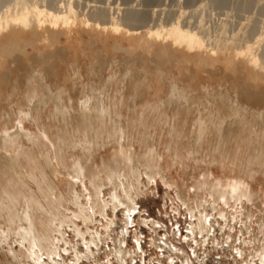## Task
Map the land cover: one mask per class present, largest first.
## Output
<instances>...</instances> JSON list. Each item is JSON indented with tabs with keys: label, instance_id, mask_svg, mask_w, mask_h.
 <instances>
[{
	"label": "bare ground",
	"instance_id": "1",
	"mask_svg": "<svg viewBox=\"0 0 264 264\" xmlns=\"http://www.w3.org/2000/svg\"><path fill=\"white\" fill-rule=\"evenodd\" d=\"M12 1V3L10 2L8 6L0 11V67H2V59L5 60V56L9 54L12 56L15 50H18V53L21 51L22 54H26L28 51L25 46L29 47L28 45H30L31 47L33 44H35V46L36 44L39 45L38 43H53L59 39V36L62 34L70 37L73 32H78L77 29L91 28V31L94 29L100 34H108L107 32H111L112 35L114 34L113 38L115 37L116 42L113 43H116V50L122 48L128 40H137V42L139 40V46H143L144 42L147 43L145 50H150L153 48L152 46L156 47L157 45L156 48H161V50H157H163V55L166 50L168 53H172L174 50L172 55L175 52L185 53V55L191 56L190 58H194V64L196 63L199 67L203 66V68L204 66H215L218 61L222 60L221 58H223L222 62L230 65L233 64L232 60L234 57L235 59L244 57L243 60L246 65H250L254 69H264V63L260 61L259 54L255 52L256 49L254 51L255 47L253 44H248V41H251V39H249L244 46L240 44H238L240 46H237V38H239V36L241 38L243 35L241 36L236 32V36L238 37L234 36L231 39H225L228 35L225 36L227 33L224 32V27V31L220 30L222 34L224 33L221 37L219 35L220 32L218 34L219 37H213L208 34V31H205L207 27L206 29L204 28L205 24H203V18L197 21L199 22L198 29L183 25L179 19H176L169 25H164L161 22H159V24L158 21H156L158 25L153 22L155 26L150 24L149 26L151 27L147 28V32L145 31L146 28L143 30L144 27H141L143 33L146 32L144 37V34L143 36H138V34L142 33L138 28L124 24L118 19L119 16H114L120 9H118V6L117 12L114 13L113 11L116 9L114 6L111 7L108 6V4V8H106L107 6L105 5L104 11H106V9L109 11L113 9L112 13L108 12L109 15H102L103 12L100 14L101 11L99 10V13H97L98 15H94L96 9L95 12L94 10L92 11L94 13L90 12L94 15V17H91L87 14H83L85 13L84 11L83 13H78L77 6L75 7V4L73 5L71 0H56L54 4L49 2V4L51 3L50 5H46L43 2L45 0L42 2L40 0ZM161 9L163 8L161 7ZM157 10L158 9H155V11ZM107 11L104 13H107ZM201 28L202 30H200ZM262 36L263 35L260 37L264 38V36ZM260 37L256 38L257 41L253 43L259 44L261 42L262 44L261 40L263 39ZM245 39H248V36H246ZM238 43H241V41ZM42 44H40V46ZM56 44L53 43V45ZM105 47H107V45ZM155 47L153 48L154 50L151 49L154 52L156 49ZM135 48L136 47L133 49L135 50ZM46 49L47 48L44 50ZM131 50L132 48H129L127 52ZM137 50L138 49L135 51ZM64 51L63 49V52ZM37 52L40 53V51ZM42 52L41 55L39 54L40 56H42ZM68 52H70L69 49ZM233 52L234 57L232 59ZM132 54L135 55L133 52ZM15 55H13V58L17 56ZM43 55H45V53ZM167 55H164V59L162 58L163 56L159 55V52L155 56H158V59L160 56L161 61L159 62L163 63L165 59H168V61L170 60L168 58L169 55L166 57ZM181 58L185 59L183 55ZM26 59L28 60L27 57ZM158 59L156 60L158 61ZM188 60L187 58L185 61L189 62ZM6 61L7 60H5V62ZM47 62L48 61H46V63ZM113 62L116 63L117 61L114 59ZM131 63H134V60ZM75 66L79 68L75 63H72V67ZM32 69L33 68H31V70ZM37 69L39 71V68ZM91 71L94 72L93 69H91ZM130 73L132 74V72L128 70L122 77L123 86L130 78L132 84L130 90L123 88L122 90L114 91L115 94L110 96H108L109 94L103 96L100 92L93 91L95 94L98 93V96H83L84 99H78L76 103H74L71 95H68V98H66L68 99L67 106L62 105L64 102L61 97L63 93H68L67 89L64 87L66 81H63L65 84L61 85L62 87L59 86V95H61V97L58 96L59 103L56 105V110L61 114H57L56 112V115L54 112L53 113L54 116H59V114L60 116L62 115L63 117H61L66 122H68V120L75 121L76 125L73 127L72 132L70 129H62L63 133H61L62 131L60 133L57 132L55 135L56 137L51 139L46 127L39 128V131L34 133L29 131L26 121L33 117L34 119L36 118L32 110H30V107L34 106V104L31 106L32 101L31 104H29L30 107L27 106L25 102V105L29 107L28 110H24V107L18 109V114H16V116L14 115L16 118H12L16 119L15 121L13 120L14 122L17 121L13 131L8 130L10 122L8 125L6 124V127H0V250L11 254L12 260L10 261L8 259V263H12V261L15 263H22L26 260L28 263L45 264L43 260L44 255L51 261L52 256L57 254L59 250L55 242V240L57 241L59 239L56 238V235L60 236L63 240L67 232L66 229L69 228L75 230L79 236L83 237L86 233L84 234V231L82 232L76 220L81 219L85 223L92 222L93 216L97 214V210L102 214L107 213L106 208L109 204H112V208L115 209L120 206H125L128 212L127 216L131 218V211L135 210L132 206L133 202H135L141 192L140 189L143 184L141 180L142 175L144 174L146 178H148V183L158 175H165L164 164H166V161L155 144L157 138L159 139L158 143L160 145L163 144L166 150V152L162 151L164 154L166 153V155L168 154L171 156L170 158L174 165L183 163L186 165V158H192L194 160V158L196 159V157L203 155L201 159L204 164L209 166V164L215 163L224 170V173L227 171L233 173L232 176H228L227 180H214V182L218 181L217 183H211V179V182L208 181L206 175H204L205 179L203 178L202 182L200 181L199 183V181H196L198 184V191L200 192V190H202L204 195L212 199L214 204L219 203V199L224 200L226 204H228L231 199L238 201L245 198L246 200L252 201L255 192L252 191V184L247 177H252V171L254 170H257V172L258 170L264 171V106H258V102L262 96L261 93L256 94L257 92L255 91L256 93H253L252 96L249 93V89H247L249 92L247 93V91H245V93L253 98L250 99L252 102H244L242 99V92H239L240 90H235L234 93L223 89L217 91L212 84L204 85L197 82L200 76H198L196 80L194 79L195 76H191L190 78L195 82L188 86V88L181 86V81H179V79L170 77L168 89L166 90L163 82L165 73L158 65L155 73L143 74L139 79L135 77L137 80L133 79L134 76ZM36 74L42 76L39 73ZM69 75H71V73ZM63 76L65 77V75ZM74 77L78 83L83 86L85 85L84 76L79 73L78 69L74 72ZM71 79L72 78L69 80ZM28 80L30 81L31 79ZM107 80L108 79H106V81ZM110 80L117 82L116 80L118 79L112 77ZM71 82L68 84H71ZM5 83L7 84V81ZM0 84H2V80H0ZM30 84L33 85L31 82ZM13 86L15 85L13 84ZM70 86L72 87L74 85L71 84ZM43 87L45 86L43 85ZM236 88L240 89L239 87ZM36 89H34L32 92L33 95L31 96H29L31 90L28 91L29 94L28 97L26 96V100L34 101V98L38 96V92L35 91ZM12 91L13 90H11V94H8V97L2 98L0 103L2 100L3 102H5V100L8 102V100L11 99ZM25 91H27V89ZM41 93L38 94L41 95ZM54 93L56 94V92ZM82 95H85V93ZM262 97L264 98V96ZM261 100L263 101V99ZM61 101L63 103H61ZM37 104L40 105V103ZM45 104L47 103L45 102ZM51 104L53 106V102ZM47 105L45 107H47ZM37 112L39 113V111ZM12 113L13 112L10 114L6 109H3L1 119L3 120V118H6L7 120V117L13 116ZM40 113L42 112L40 111ZM48 120L47 122H49ZM66 122L64 123L63 121L62 123L66 125ZM70 123L68 126L69 128ZM72 125L73 124H71V126ZM188 125L189 128L187 129ZM49 127H51L50 124ZM59 130H61V128ZM51 136L54 137L52 134ZM136 146L142 147L143 152H137ZM71 149L80 150L81 152H78L79 154H77L76 157H72L73 159L69 163L67 160V152ZM102 149L110 151L107 156L98 157ZM203 151H205V154H202ZM73 154L75 155V153ZM187 161L189 162V160ZM57 165L58 168L56 167ZM59 166L64 168V170L69 168L70 175L75 179L73 183L70 182L73 188L68 194L69 196H67L69 199L66 197L68 201L62 195L54 180L58 173L63 174L61 172L63 171L62 169L59 171ZM181 166L182 165H180V167ZM212 168L213 167H211V169ZM203 170L206 169L203 168ZM242 170L246 171L245 178L240 174L237 175V173H240ZM210 172L211 171H209V173ZM167 181L178 187V185L170 179L167 178ZM80 183H82L81 185H83L82 187L86 192V195L82 197L80 196L81 191L76 190V185L80 186ZM107 188L110 190L106 194L104 190ZM178 194L179 197L183 198L180 191ZM106 196L109 197V200ZM187 197L189 201V196ZM182 198H180V200ZM208 198L201 195L199 202L195 200L196 207L190 206L189 208L190 212L195 213L197 210L199 213V216L194 214V217L197 219V225L192 227L191 232L193 234L202 235L208 227V224L206 225L208 212L204 206L211 205L209 204L210 200ZM83 199H87L88 205L82 202ZM64 201L66 202L64 203ZM63 203L66 205L68 204L67 207L65 206L66 208L64 211L61 209V207L64 208ZM185 204L189 205L188 202ZM70 205L75 209H71ZM88 233L90 232L88 231ZM100 240H102L101 236L98 239L92 237L91 243L98 247V242ZM124 244L125 240L123 237L122 240L116 244L114 249L112 248V254L121 264H127L126 256L130 254L127 250L121 248ZM163 244L165 245L166 242L163 241ZM259 257L264 259V249ZM259 263L264 264V261L261 260Z\"/></svg>",
	"mask_w": 264,
	"mask_h": 264
},
{
	"label": "rangeland",
	"instance_id": "2",
	"mask_svg": "<svg viewBox=\"0 0 264 264\" xmlns=\"http://www.w3.org/2000/svg\"><path fill=\"white\" fill-rule=\"evenodd\" d=\"M40 1L42 2L43 0ZM45 1H47L48 3ZM45 1L43 2L46 5H48L49 2H52L53 4L56 3L55 2L56 0H45ZM71 1L73 5L75 4V7L77 6L76 8L78 9V13H83L84 11L85 13L83 14H87L88 16L91 17H94V15H98L97 13H99L98 12L99 10L101 11L100 14L103 12L102 15L103 14L109 15L110 12L112 13L113 9L110 11L106 9V11L107 10L108 11L107 13H104L106 12L104 11L105 10L104 6L105 5L107 6L108 4H109L108 6L111 7L114 6V8H116L113 11L114 13L117 12V10L120 8L119 9L120 11L118 10L117 12L118 14L115 13V15L114 14L113 15L117 17L119 16L118 19H120L121 22H123L124 24H127L130 27L132 25V27L138 28L139 31L142 32L138 34V36L139 35L143 36L144 34V37H145V33L148 30L147 28L151 27L149 25L151 24L155 26L156 21H158V23L161 22L164 25L165 24L169 25L170 23L174 22L176 19H179L183 25L191 26L192 28L195 27L196 29H198L199 22L197 21L203 18V24H205L204 28L206 29L207 27L205 31H208L209 33L208 32L207 33L213 37L216 36L219 37V35L221 37L224 33L222 34L221 33L222 31L220 30H223L224 27L225 31L224 30L223 31L227 33L225 34V36L228 35L227 38L224 36L225 39H231L232 37L236 36L237 35L236 32H238V34L241 36L243 35L241 37L242 39L240 38V36L239 38H237V44H236L237 46L240 45L244 46L245 44H247L246 42L249 39H251V41L250 40L248 41V44H253V46L255 47L254 51L256 49L255 52L259 54L260 61L264 63L263 61L264 38L260 37L261 35L264 36V30H263L264 4H262L264 3V0H71ZM10 2L12 3L13 1L0 0V11L1 9H4L6 6H8ZM108 6L106 8H108ZM160 6L163 9H161ZM154 8L158 10L155 11ZM79 9L82 10L80 11ZM93 10L94 12L96 10V12L95 13L92 12ZM90 12L94 13V15L91 14ZM158 23L156 25H158ZM141 27L142 28L144 27L143 30L146 28L145 29L146 32L144 31L145 33H143ZM83 29L84 28L77 29L78 32L77 31L73 32L72 33L73 36L71 35L70 37H67L66 35L63 34L60 35L59 39L53 42L54 44L57 43L56 45H53V43H49V44L38 43L39 45L36 44L35 46V44H33L31 47L30 45H28L29 47L25 46L26 50L28 51L27 52L25 50L27 52L26 54L24 53L22 54L21 51L18 53L17 52L18 50H15V52L12 53L13 55L16 54L17 55V56L15 55L16 57L13 58V55L11 56L9 54L5 56V60H7L6 62L4 59H2L1 61L2 67H0V80H2V84H0V100L2 98L8 97V94H11V90H13L12 91L13 93L11 99H9L8 102L6 100L5 102H3L2 100V102L0 103V120H1L0 127L3 126L6 127V124L8 125V123L10 122L8 125L9 128L8 127L7 128L8 130L13 131L16 127L17 121L14 122L16 119H12V118H16L15 116L16 114H18V109L24 107V110H28L30 107L29 104H31L32 101L31 106L33 104L34 106L30 107V110H32V113L36 118L34 119L32 115L33 118L32 119L30 118L29 119L30 121L29 120L26 121L27 129L29 131L34 133V132H38L39 128L46 127L48 129L49 137L51 139H54L56 137L55 135L57 134V132L60 133L62 129L64 130L70 129V131L72 132V129L76 125L75 124L76 122L73 120L72 121L68 120V122H66L62 118L63 116L62 115H61L62 117L60 116L61 113L56 110V105H58L59 103L58 96L61 97V95H59L60 94L59 86L64 85L65 81L66 84L64 85V87L67 89L68 93H66L67 95L63 93L61 97L62 101L64 102L63 103L61 101V103H63L62 104L63 106H67L68 104L67 103L68 99H66L68 98V95H71V97L74 100V103H76L77 102L76 100L84 99L83 96L85 97L90 95L98 96L97 95L98 93L95 94L93 91L96 92L98 91L103 96H107L108 94H109L108 96H110V95H114L117 90H122L123 88L126 90H130L132 87L130 78L127 80L124 86L122 85V81H123L122 77L124 76L126 71L129 70L130 72H132V74L131 73L130 74L134 76V78L131 75L130 76L133 79L137 80V78L139 79L140 76H142L143 74L155 73L157 71V65L165 73L164 74L165 79H163V82L165 84L164 87L166 90L168 89L170 77L179 79V81H181L180 82L181 86H185L188 88V86L192 85L195 82L192 81L190 77L195 76L194 79L196 80L198 76H200V78L197 79V82L204 85L212 84L215 86V89L217 91H219V89H223L228 92L232 91L234 93L235 90L236 91L240 90L239 92L240 93L242 92V99L244 102L250 101V99L253 98L247 95L249 91L251 95L257 92L256 94L261 93V95L264 96V69L262 70H259L257 68L254 69L252 66L246 65V63H244L245 61L243 60L244 57L235 59L234 52L232 56V59L234 57V59L232 60L233 64L227 65L226 63L222 62L223 58H221L222 60L218 61L215 64V66H211V67L204 66L203 68V66L201 65H200L201 67H199V65H196V63L194 64V58H190L191 56H188L186 54L188 56L187 57L185 53L183 54L176 52L172 55L174 50L170 48L171 50H173V52L171 53L168 48L171 54L168 53V51L166 50L169 57L165 51H164V55H167L166 57H168L170 60L168 61V59L167 60L165 59L163 60L162 63L159 62L161 61L160 56H163L162 57L163 59L165 56L162 53L163 50L162 51L157 50V49L161 50L159 46H158L159 48H156L157 45L156 47L152 46L153 48L154 47L156 48L154 52L153 48H151L153 50L151 49L145 50L147 44L145 42L143 46H139L138 45L139 40L138 42L137 40H128L126 41L125 45L122 48L116 50L115 49L116 43H113L116 42L115 37L113 38L114 34L112 35L111 32H107L109 34L108 35L106 33L100 34L99 32L92 29L94 31L93 32L91 31V28L84 30ZM200 30H202V28ZM240 33H244V34H240ZM246 36H248V39H245ZM258 37L263 39L261 40L262 44L261 42L259 44L253 43L257 41L256 38ZM107 40L109 44L107 43ZM239 41H241V43H243L244 41L245 42L241 44L238 43ZM40 44L42 45L40 46ZM106 45L107 47H105ZM134 47H136L135 50L136 49L138 50L135 51L133 49ZM33 48L35 51L33 50ZM45 48L47 49L44 50ZM127 48L128 49L132 48V50L130 52H127L128 50ZM63 49L65 50L64 52ZM68 49L70 50V52H68ZM37 51H40V53ZM41 52H42V56H40ZM132 52L135 55H133ZM158 52L160 55L159 59L158 56H155L157 55ZM44 53L45 55H43ZM140 53L142 54L146 53V54L142 55ZM181 54L184 56L185 59L181 58L182 56ZM26 57L28 58V60L26 59ZM132 58L134 60V63H131L133 62ZM187 58L189 59L188 60L189 62L185 61L187 60ZM114 59L117 61L116 63L113 62ZM156 59H158V61ZM46 61L48 62L46 63ZM72 63H75L79 68H77L76 66L72 67ZM89 67L91 68L88 69ZM31 68H33L32 69L33 71L31 70ZM37 68H39V71ZM71 68L73 69L75 68L76 70L74 69L73 71V69ZM69 69L72 71H70ZM77 69L79 70V73L82 76H84L83 78L86 86L85 85L83 86L82 84L78 83L77 80L75 79L74 72H76ZM91 69H93L94 72L91 71ZM90 71L94 74H92ZM36 73L41 74L43 77ZM70 73L72 76L69 75ZM174 73L177 74L175 75ZM63 75H65V77ZM109 77L110 78L116 77L118 80H116L117 82H114L113 80H110ZM70 78L72 79L69 80ZM28 79H31L32 81L31 80L29 81ZM106 79L108 80L106 81ZM6 81L7 84L5 83ZM33 81L36 83H34ZM30 82L33 83V85H31ZM70 82L74 86L71 87L70 86L71 84H68ZM13 84L15 86H13ZM38 85H40L41 87ZM43 85L45 87H43ZM90 85L91 86L93 85L94 87L93 86L92 87L96 89L94 90ZM36 86L38 90L36 89ZM236 87H239L240 89ZM26 89L27 91H25ZM34 89H36L35 91H37L38 93L42 92L41 95L37 93L38 96L34 98V101L27 99L28 100L27 102L26 98L28 97L29 94L28 91L31 90L29 94V96H31L33 95L32 92L34 91ZM247 89H249V91ZM245 91H247V93H245ZM50 92L52 93V95ZM54 92H56V94ZM84 93L85 95H82ZM262 96L261 99H263V101L261 99L259 100L258 102L259 107L264 106L263 105L264 98ZM43 100L49 105L45 104ZM25 102L26 105L29 107L25 105ZM52 102H53V106L51 104ZM250 102H252V100ZM37 103H40V105ZM2 104L5 106H3ZM46 105L49 108L45 107ZM46 108L49 109L50 111L47 110ZM3 109L4 110L6 109L8 112H10V114L11 112H13L12 115L15 116L13 117L11 115L12 117L10 116L7 117V120L6 118H3L2 120L1 113ZM37 111H39V113ZM40 111L42 113H40ZM53 112L55 114L56 112L57 114L58 113L60 114L59 116H56L57 115L56 114L55 117ZM8 118L11 119L9 120ZM61 118L63 119L64 123L66 122L67 126L64 123H62L63 121ZM36 119H38L39 121ZM34 120H36L40 125ZM47 120L49 122H47ZM69 123H70V128L68 127ZM49 124L51 127H49ZM71 124L73 125L71 126ZM60 128L61 130H59ZM188 128L189 125L187 126V129ZM61 133H63V131ZM51 134L54 137H52ZM158 142L159 139L157 138L155 144L160 150V153L164 156V160L166 161V164H164L165 175L156 176L154 179L149 181L150 184L148 183L147 180L148 178H146L144 174L142 175L141 180L143 184L141 185V189H140L141 192L139 196L136 198L135 202H133L132 206L133 208H135V210L131 211L132 214L130 215L132 217L129 218L127 216L128 212L125 206H120L115 209L112 208L113 207L112 204H109L106 208L107 213L102 214L97 210V214L96 216H93L92 222L85 223L81 219L76 220L82 232L84 231L83 233L86 234L83 237L79 236L75 230H71L66 227L67 232L63 240L61 239L60 236L56 235V238H59L57 241L55 240L56 246L59 248L57 254L53 255L54 257L52 256L51 261L48 258H46L45 255L43 256V260L45 264H121L120 261H118L115 258V256L112 254V250L114 249L116 244H118L122 240L123 237L125 240V244L121 246V248L127 250L130 253L126 256L127 264H260L259 262L261 260L264 261V259H261L259 257L260 253L264 249V171L262 172L258 170L257 172V170L256 171L254 170L252 171L253 176L250 178L247 177L249 182L252 184L253 187L252 191L255 192L254 193L255 196L253 197L252 201L246 200L245 198H242L241 200L238 201L237 200L234 201L233 199H231V201H229L228 204H226L224 200L219 199V203L214 204L212 199L204 195L202 190H200V192L198 191L199 189L197 187L198 184L196 183V181L197 182L199 181V183L200 181L202 182V179L203 178L205 179L204 175H206L208 181L211 182L212 180L211 183H217L221 179L227 180L228 176H232L233 173L228 171L224 173V170L215 163L209 164V166L207 164H204L201 159L203 155L202 156L200 155L199 156L200 158L199 157H196V159L194 158V160L192 158L191 159L186 158L185 160L186 165L184 163L180 164L182 165L181 167L178 164L174 165L172 159L170 158L171 156L168 154L166 155V153L164 154V152H166V150L164 149V145L163 144L160 145ZM136 147H137V152L139 151L141 153L143 152L142 147L140 146H136ZM74 150L71 149L70 151L67 152V160L69 161V163L72 161L74 157H76L77 154L81 152L80 150H75V151ZM109 151L110 150L102 149L98 157L107 156ZM204 152L205 151H203L202 154H205ZM73 153H75V155ZM197 159H199L200 161ZM187 160H189V162ZM196 160L199 162V164ZM56 167L58 168V165ZM211 167L213 168L211 169ZM203 168H205L207 171L203 170ZM61 169L63 171H61ZM66 169L64 170V168H61L59 166V171H61L63 174L58 173V175L54 180L56 185H58L60 192L65 197V199L67 198L69 199V197L67 196H69L68 194L71 192L73 188V185L71 183H73L75 179L72 178V175H70L71 173H69V168ZM209 171L211 172L209 173ZM238 174H240L244 178L246 177L245 170H242L240 173H237V175ZM71 178L72 180L73 179L74 180L72 181ZM167 178L170 179L172 182L176 183L178 187L168 182ZM214 180L215 181L218 180V181L214 182ZM81 184L82 183H80V186L76 185V190L81 191L80 196L82 197L83 195H86V192L84 191V188L82 187L83 185ZM109 190L110 189L107 188L106 190H104V192L107 194ZM179 191L183 196V198L179 197L178 194ZM196 191H197V195H196ZM201 195L208 198L210 200L209 204L211 205L209 206L204 205L208 212V217L206 218V225L208 224L207 225L208 229L206 228V231L202 235L201 234L199 235V234H193L191 232L192 227L197 225V219L194 217V214L199 216V213L197 210L195 213H192L190 212L189 208L190 206L194 208L196 207V201L197 202L200 201ZM187 196H189V201ZM106 197L109 200V197L108 196ZM180 198L182 199L180 200ZM83 200L82 202L88 205L87 199H83ZM65 202L66 201H64V203ZM186 202H188L189 205L185 204ZM64 203H63L64 208L61 207L62 211H64L68 205ZM70 206L71 209L73 210L75 209L72 205ZM88 231L90 233H88ZM91 236L96 237L97 239L101 236L102 240L98 242L99 244L98 247L95 246V244L91 243L92 240ZM163 241H165L167 245L166 244L164 245ZM10 256L11 254H9L8 252L0 250V264L15 263L13 261L12 263L7 262L8 259L10 261L12 260V256L11 257ZM23 262L22 263L17 262L15 264H35V263H28L26 260H24Z\"/></svg>",
	"mask_w": 264,
	"mask_h": 264
}]
</instances>
